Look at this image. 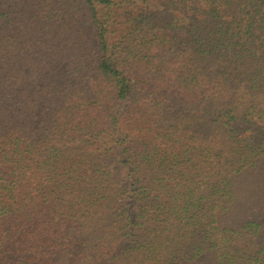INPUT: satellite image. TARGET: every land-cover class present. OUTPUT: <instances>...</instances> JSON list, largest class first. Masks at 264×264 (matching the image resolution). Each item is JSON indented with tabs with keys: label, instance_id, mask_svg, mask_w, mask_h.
I'll return each instance as SVG.
<instances>
[{
	"label": "trees",
	"instance_id": "16d2710c",
	"mask_svg": "<svg viewBox=\"0 0 264 264\" xmlns=\"http://www.w3.org/2000/svg\"><path fill=\"white\" fill-rule=\"evenodd\" d=\"M0 264H264V0H0Z\"/></svg>",
	"mask_w": 264,
	"mask_h": 264
}]
</instances>
